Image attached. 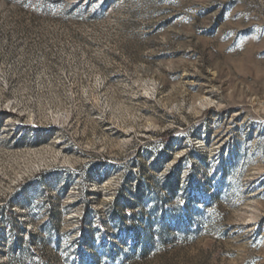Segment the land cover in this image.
I'll return each instance as SVG.
<instances>
[{
    "label": "rangeland",
    "instance_id": "1",
    "mask_svg": "<svg viewBox=\"0 0 264 264\" xmlns=\"http://www.w3.org/2000/svg\"><path fill=\"white\" fill-rule=\"evenodd\" d=\"M0 264H264V0H0Z\"/></svg>",
    "mask_w": 264,
    "mask_h": 264
}]
</instances>
